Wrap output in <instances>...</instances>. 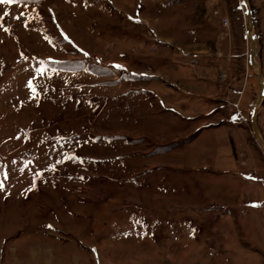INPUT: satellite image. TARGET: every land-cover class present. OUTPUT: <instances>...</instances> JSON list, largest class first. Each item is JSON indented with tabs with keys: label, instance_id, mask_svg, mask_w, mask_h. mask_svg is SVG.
<instances>
[{
	"label": "rangeland",
	"instance_id": "rangeland-1",
	"mask_svg": "<svg viewBox=\"0 0 264 264\" xmlns=\"http://www.w3.org/2000/svg\"><path fill=\"white\" fill-rule=\"evenodd\" d=\"M247 9L0 4V264H264Z\"/></svg>",
	"mask_w": 264,
	"mask_h": 264
},
{
	"label": "water",
	"instance_id": "water-1",
	"mask_svg": "<svg viewBox=\"0 0 264 264\" xmlns=\"http://www.w3.org/2000/svg\"><path fill=\"white\" fill-rule=\"evenodd\" d=\"M248 10V9H247ZM250 12L249 10L247 11V24H246V29H247V35L248 32L251 33L252 32V23H251V18H250ZM250 38V43H251V51H250V55H249V61L251 63V65L256 68L257 70V79H258V83L260 85V91L258 94V99L256 102V105L254 107L253 110V116H252V120H251V129H252V134L259 137L262 144H263V148H264V142L261 138V135L259 134L257 127H256V123H255V116H256V111L257 108L259 107V105L261 104L262 100H263V96H264V82H263V76L261 73V68L260 66L257 64V62L255 61V43H254V38L252 35L249 36Z\"/></svg>",
	"mask_w": 264,
	"mask_h": 264
},
{
	"label": "snow or ice",
	"instance_id": "snow-or-ice-1",
	"mask_svg": "<svg viewBox=\"0 0 264 264\" xmlns=\"http://www.w3.org/2000/svg\"><path fill=\"white\" fill-rule=\"evenodd\" d=\"M20 0H0V4H13V3H19ZM19 19V17H17ZM31 87V84L29 85Z\"/></svg>",
	"mask_w": 264,
	"mask_h": 264
},
{
	"label": "bare ground",
	"instance_id": "bare-ground-1",
	"mask_svg": "<svg viewBox=\"0 0 264 264\" xmlns=\"http://www.w3.org/2000/svg\"><path fill=\"white\" fill-rule=\"evenodd\" d=\"M251 34H252V32H251V33L248 32V37H249ZM254 136H255V135H254ZM255 138H256V140L258 141V143L263 147V144H262L260 138L257 137V136H255ZM262 140H263V139H262ZM263 149H264V148H263Z\"/></svg>",
	"mask_w": 264,
	"mask_h": 264
}]
</instances>
